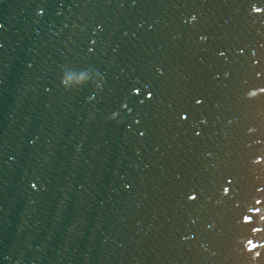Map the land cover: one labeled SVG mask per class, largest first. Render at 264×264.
<instances>
[{"label": "water", "instance_id": "95a60500", "mask_svg": "<svg viewBox=\"0 0 264 264\" xmlns=\"http://www.w3.org/2000/svg\"><path fill=\"white\" fill-rule=\"evenodd\" d=\"M0 264H264V0H0Z\"/></svg>", "mask_w": 264, "mask_h": 264}]
</instances>
